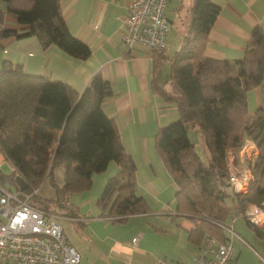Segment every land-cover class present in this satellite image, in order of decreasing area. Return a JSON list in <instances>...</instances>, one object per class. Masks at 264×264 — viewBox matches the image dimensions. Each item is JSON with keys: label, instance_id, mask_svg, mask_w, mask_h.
Masks as SVG:
<instances>
[{"label": "trees", "instance_id": "trees-1", "mask_svg": "<svg viewBox=\"0 0 264 264\" xmlns=\"http://www.w3.org/2000/svg\"><path fill=\"white\" fill-rule=\"evenodd\" d=\"M193 1L190 30L170 64L172 96L167 99L177 104L179 118L161 127L154 141L176 184L177 209L199 221L193 234L202 244L206 235L223 239L220 225L244 217L248 205L264 201V107L251 111L246 99L249 90L264 83V31L254 27L242 59L204 57L218 6L212 0ZM7 14L23 27L4 29ZM26 34L35 35L43 48L55 44L79 59L89 57V46L69 32L59 0H0V39ZM110 94V83L100 75L78 93L69 84L28 75L20 64L5 61L0 67V154L12 170L10 175L0 171V185L19 191L15 178L20 176L29 193L49 180L54 202L61 205L68 194L88 190L92 177L114 162L118 170L96 202L101 215L124 221L146 212L147 204L136 192L134 159L101 106ZM196 126L208 151L207 163L188 137ZM247 137L258 149L253 180L248 192L234 194L228 184L227 149L238 148ZM60 166L61 185L53 180ZM32 203L47 207L38 193ZM245 223L264 243V226Z\"/></svg>", "mask_w": 264, "mask_h": 264}, {"label": "crops", "instance_id": "crops-1", "mask_svg": "<svg viewBox=\"0 0 264 264\" xmlns=\"http://www.w3.org/2000/svg\"><path fill=\"white\" fill-rule=\"evenodd\" d=\"M212 1L218 6V14L206 37L203 56L242 59L254 27L264 31V0ZM128 2L59 0L69 32L89 46V57L79 59L55 44L43 48L35 35H16L0 39V67L5 61L18 63L28 75L69 84L78 93L95 75L110 83L111 94L101 106L113 120L125 151L134 159L136 192L147 210L128 215L124 221L101 215L96 202L107 180L118 170L114 162L92 177L88 190L68 194L65 202L56 205L69 217L59 223L66 241L79 253V264H153L157 257L186 264L201 244L193 234L199 221L177 209L176 184L156 152L154 138L161 127L179 118L177 104L167 99L172 96L170 64L190 30L194 1L167 0L168 44L155 59L145 51H127L122 42ZM2 27L20 30L23 26L7 14ZM175 39L180 43L174 44ZM246 99L250 110L264 107V83L249 90ZM196 127L188 131L195 147L191 133L195 139H202ZM235 157L236 161L242 158L240 150ZM2 162L6 161L0 154ZM134 237L135 243L131 241ZM238 241H233L228 264H264V251L260 260H242L243 246Z\"/></svg>", "mask_w": 264, "mask_h": 264}, {"label": "built area", "instance_id": "built-area-1", "mask_svg": "<svg viewBox=\"0 0 264 264\" xmlns=\"http://www.w3.org/2000/svg\"><path fill=\"white\" fill-rule=\"evenodd\" d=\"M167 0H129L124 19L122 42L127 51L162 53L167 47L170 30L164 10ZM228 184L234 194L246 193L253 180L252 167L258 155L255 143L247 138L236 149H227ZM240 150L248 164L236 162ZM39 188L29 193L9 190L0 185V264H79L77 249L66 241L57 221L69 218L32 203ZM244 218L249 224L264 226V201L261 206L250 204ZM234 220V219H233ZM233 220L222 224L223 239L206 235L202 244L186 264H228L233 255V241L244 239L235 230ZM137 237L132 238L136 242ZM153 264H184L167 257H157Z\"/></svg>", "mask_w": 264, "mask_h": 264}, {"label": "rangeland", "instance_id": "rangeland-1", "mask_svg": "<svg viewBox=\"0 0 264 264\" xmlns=\"http://www.w3.org/2000/svg\"><path fill=\"white\" fill-rule=\"evenodd\" d=\"M172 34L174 37H176V35H177L176 33H172ZM173 42H174V44L175 43L179 44L180 40L175 39ZM195 129H198V127H196ZM191 138L193 140H195L196 152H198L202 161L204 163H207L208 151L206 150L204 139L203 138L201 139L200 137H199V139L198 138L195 139L193 137L192 133H191ZM241 155H242V158L239 157L238 161H236V162H238L241 166H245L246 164H248L246 156L245 155L243 156V153H241ZM11 170H12L11 164L8 163L7 161L0 163V171L4 175H10ZM54 171L55 172L53 174V180L61 185L62 181H63L62 167L61 166L57 167ZM53 193H54V191H53L51 184H49V180L48 181L46 180L43 183V185L39 188L38 197L43 199L44 205H47L48 209H51L55 213L61 214L62 208H60V206L56 205L57 203L54 202L55 196L53 195ZM74 194H79V193L74 192ZM74 194H72V195H74ZM40 200L41 199H39V201ZM41 205H43V204H41ZM61 220L62 219H58L57 221L62 222ZM233 223L235 225L236 233L244 239V242H242L240 240L238 241L243 246V248H242L243 255L241 256V259L244 261H253V259L260 260V252L263 253V251H264V243L261 240H259V237H257L254 234L253 229L250 228L245 223L244 217L238 216V217L234 218ZM245 249H247L250 252H245L244 251ZM1 264H5V263H1Z\"/></svg>", "mask_w": 264, "mask_h": 264}, {"label": "water", "instance_id": "water-1", "mask_svg": "<svg viewBox=\"0 0 264 264\" xmlns=\"http://www.w3.org/2000/svg\"><path fill=\"white\" fill-rule=\"evenodd\" d=\"M15 183L18 189L22 192L28 188V185L26 184L25 180L20 176H16Z\"/></svg>", "mask_w": 264, "mask_h": 264}]
</instances>
